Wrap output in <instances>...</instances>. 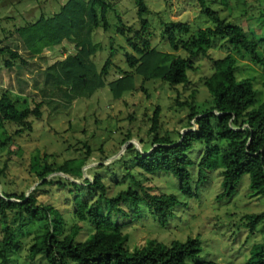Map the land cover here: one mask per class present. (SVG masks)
Segmentation results:
<instances>
[{"label":"trees","instance_id":"obj_1","mask_svg":"<svg viewBox=\"0 0 264 264\" xmlns=\"http://www.w3.org/2000/svg\"><path fill=\"white\" fill-rule=\"evenodd\" d=\"M134 1L139 27L125 26L118 18L116 32L124 37L128 46V49L122 47L125 68L119 69L120 75L107 82L113 53L99 71L89 58L100 48L92 33L97 28L106 30L109 26L106 15L112 8L111 0H67L59 11L49 16L41 15L36 21L17 27L16 32L31 55H39L45 48L60 45L63 40L74 42L76 53L67 55L53 68L57 83L80 88L86 93L107 85L114 99L137 90V77L142 82L159 80L171 87L187 84L188 71L195 69L193 59L199 54L211 58L209 49L217 39H225L238 55H247L253 64L264 68V21L258 29L248 31L221 18L217 11L206 6L205 0H196L212 25L191 34L187 23L172 22L161 35L172 51L181 49L187 54L185 57L161 51L151 44L150 23L144 18L149 9L144 0ZM177 33L190 35L183 39ZM0 54L6 56L4 66L7 68L17 61L25 62L17 51L7 46L0 48ZM211 61L212 71L203 81L211 105L198 110L193 101H177L188 108L185 126L191 127L193 120L197 130L184 134L175 132V138L168 131L159 135V108L156 107L151 117L150 130L155 133L151 142L143 144L142 151L129 144L123 155L109 166H121L125 172L122 178L129 179L115 194L110 193L108 175L100 170L105 168L102 164L98 170L93 169V181L85 179L86 198L74 194L73 190L81 185L68 178L46 179L54 172L67 174L75 181L79 179L90 156L89 150L85 156L66 160L58 166L48 163L44 156L43 163L33 165L40 182L27 197L23 191L9 193L4 190L5 162L0 167V264H10L11 254L19 252L22 246V231L42 216L45 223L35 232L28 252L31 258L41 256L45 264H221L199 257L202 252L199 237H188L184 241L173 239L169 243L148 239L142 247L131 250L126 246L127 234L123 233V228L137 216L140 206L148 209L159 225L165 226L175 215L176 208L185 203L178 194L165 192L152 181V176L158 173L174 177L178 192L185 199L198 196L205 171L212 166L220 169L222 176L220 196H231L243 175L249 176V188L264 196V80L261 83L263 97L260 98V89L254 86L252 77H237V60L231 54L211 58ZM139 88L142 89V85ZM40 108L41 103H36L33 108L19 109L3 92L0 95V147L12 138H1L6 123L15 125L13 135H19L30 130L29 118L41 117ZM129 139L128 135L121 143ZM197 143L203 149L195 171L191 170L194 163L189 154ZM122 181L115 179L113 183L118 185ZM53 183L60 189L73 188L68 190L72 194L73 207L70 222L52 204L37 201V191ZM126 202L131 207H125ZM245 218L253 232L259 223H264V211L247 214ZM85 223L90 224V233L78 239ZM243 264H264V240L251 246Z\"/></svg>","mask_w":264,"mask_h":264},{"label":"rangeland","instance_id":"obj_2","mask_svg":"<svg viewBox=\"0 0 264 264\" xmlns=\"http://www.w3.org/2000/svg\"><path fill=\"white\" fill-rule=\"evenodd\" d=\"M66 1L0 0V48L7 46L17 51L25 60L24 63L17 61L7 68L4 66L6 56L0 54V95L7 93L19 109L33 108L36 103H41V117H31L28 120L30 130L14 136L13 132L17 127L5 124V132L1 138H12L4 147H0V167L7 163L2 178L4 190L9 193L23 191L27 194L40 182L33 165L43 163L44 156L48 163L58 166L66 160L85 156L89 150L90 156L83 166L85 174L76 180L83 188L60 189L53 183L41 187L36 194L39 204H52L70 222L73 207L72 194L68 190L72 189L74 194L86 198L88 192L84 188L85 179L93 181V169L98 170L101 164L105 166L100 170L108 175L111 194L127 185L129 179L122 178L124 169L121 166H109L123 155L124 151L116 156L125 144L121 141L128 135V141H132L131 144L139 151H142L143 144L151 142L155 135L150 130L151 117L156 107L159 108V135L168 131L175 138V132L183 134L189 129L197 130L193 120L191 127L185 126L188 108L179 105L177 101H193L198 110H205L211 105L210 96L203 84L205 77L212 71L211 58L231 54L237 60V77H252L254 86L260 89V98L263 97L261 83L264 80V68L253 64L247 55H238L225 39H217L209 49L211 58L199 54L193 59L195 69L188 71L189 82L184 85L171 87L159 80L142 82L137 77V90L125 93L118 99L110 95L107 85L92 93L60 85L53 68L67 55L76 53L74 42L63 40L60 45L45 48L39 55H31L24 48L16 28L36 21L41 15L54 14ZM144 2L149 9L144 18L150 23V42L161 51L187 56L181 49L172 51L167 41L161 37L170 23H187L191 34L212 25L201 12L196 0ZM111 4L112 8L106 15L108 28H97L92 33L93 40L100 44V48L89 58L99 71L106 58L113 53L106 82L120 75L119 69L125 68L122 55L125 50L122 47L128 49V46L124 37L116 32L118 18L125 26L139 27L134 0H111ZM205 4L217 11L221 18L241 25L248 31L258 29L264 21V0H205ZM177 35L185 39L190 34ZM140 85L144 89L139 88ZM202 149L203 146L197 143L190 151L189 155L194 163L191 170H197L196 162ZM8 150H11L10 155ZM205 174L198 187V196L187 199L179 194L178 182L174 177L165 173L153 175L152 181L160 189L178 194L185 203L176 208L175 215L165 226L159 225L150 211L140 206L132 223L123 228V233L127 234L126 246L132 250L142 247L148 239L169 243L173 239L184 241L188 237H199L202 245V252L199 254L201 259L221 264H243L249 256L251 246L264 240V223H259L252 232L246 225L245 218L247 214L264 211V196L249 188L248 175H243L231 196H220V169L212 166ZM59 177L64 176L54 172L46 179L58 181ZM115 179L123 181L115 185ZM1 189L0 185V193ZM94 199V196L91 197L92 201ZM124 206L131 207L128 202ZM44 223L42 216L39 220L30 222L22 231V246L19 252L11 254L10 264H45L41 256L31 258L28 252L35 232L41 230ZM84 225L78 239H84L90 233V224Z\"/></svg>","mask_w":264,"mask_h":264},{"label":"water","instance_id":"obj_3","mask_svg":"<svg viewBox=\"0 0 264 264\" xmlns=\"http://www.w3.org/2000/svg\"><path fill=\"white\" fill-rule=\"evenodd\" d=\"M190 130H193V129H189V131ZM184 134V133H183ZM131 143H133L132 141H128L127 143H125L123 146H122V150H120V152L116 155V156H118V155H121V153H123V151L125 150V148L129 145V144H131ZM146 154L147 153H149V151L148 152H145ZM144 153V154H145ZM115 156V157H116ZM61 175H63L65 178H68V179H70L71 181H73V182H76V183H78L77 181H75V180H73L71 177H69L67 174H64V173H62V172H59ZM85 173H84V169L82 168V175H84ZM34 189V187H32L30 190H29V192L26 194V197L29 195V193L32 191ZM0 196H2V194L0 193ZM11 200H14V199H11Z\"/></svg>","mask_w":264,"mask_h":264}]
</instances>
